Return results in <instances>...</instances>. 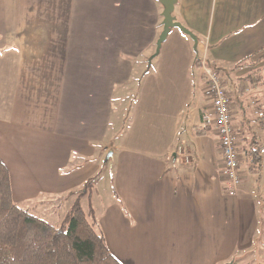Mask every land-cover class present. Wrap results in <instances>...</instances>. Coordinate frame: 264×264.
I'll return each instance as SVG.
<instances>
[{
  "label": "crops",
  "instance_id": "crops-1",
  "mask_svg": "<svg viewBox=\"0 0 264 264\" xmlns=\"http://www.w3.org/2000/svg\"><path fill=\"white\" fill-rule=\"evenodd\" d=\"M162 11L158 0H0V161L13 201L71 202L102 149L115 159L111 190L92 206L122 264H264V0H178L197 51L172 29L153 57ZM200 56L231 96L237 193ZM133 87L128 133L112 143L114 105Z\"/></svg>",
  "mask_w": 264,
  "mask_h": 264
},
{
  "label": "trees",
  "instance_id": "trees-1",
  "mask_svg": "<svg viewBox=\"0 0 264 264\" xmlns=\"http://www.w3.org/2000/svg\"><path fill=\"white\" fill-rule=\"evenodd\" d=\"M196 65L200 67L199 58ZM247 65L245 61L235 69ZM208 123L203 119L198 126L200 134L209 131ZM250 157L252 170L259 174L262 157L256 146ZM99 179L97 174L86 182L60 225L54 226L13 201L10 174L0 161V264H122L97 228L92 203L87 211L81 204L84 195L92 199Z\"/></svg>",
  "mask_w": 264,
  "mask_h": 264
},
{
  "label": "rangeland",
  "instance_id": "rangeland-1",
  "mask_svg": "<svg viewBox=\"0 0 264 264\" xmlns=\"http://www.w3.org/2000/svg\"><path fill=\"white\" fill-rule=\"evenodd\" d=\"M199 58H202L201 56ZM152 63H148L146 65L147 70L150 69ZM196 70H198L196 68ZM221 76V75H220ZM224 81V80H223ZM246 86L248 83H244ZM225 86V84H224ZM226 88V87H225ZM137 89L133 87V89L129 92L130 96L124 104L114 105V126L117 129L113 134L112 143L120 144L126 134L128 133V126L130 119V108L132 106L131 100L136 96ZM111 152L106 153L104 156H101L102 149L98 150V154L96 155V159L94 161H98L99 170L98 175L100 176V182L94 189V193L92 194V199H90L89 195H84L80 197L81 204L85 211L89 209L90 203L93 204L94 209L98 208L100 205V201L105 200V197L108 196V191L111 190V173L113 170V166L115 164V159H112V156L108 158ZM93 162V161H91ZM93 162V163H96ZM86 163L85 165H87ZM83 189V188H82ZM80 194V193H79ZM79 194L74 195V198L71 199V202L66 201H57V202H49L46 201L44 203L38 201L36 203H19L18 206L29 210L35 216L43 219L47 223L59 226L63 218L65 217L66 211L71 208L73 203L79 198ZM67 207V208H66Z\"/></svg>",
  "mask_w": 264,
  "mask_h": 264
},
{
  "label": "built area",
  "instance_id": "built-area-1",
  "mask_svg": "<svg viewBox=\"0 0 264 264\" xmlns=\"http://www.w3.org/2000/svg\"><path fill=\"white\" fill-rule=\"evenodd\" d=\"M199 60L203 78L212 93L213 108L216 114L215 130L223 157V176L231 183L233 192L237 193L241 185L240 160L237 150V136L232 120L231 96L224 86L222 77L213 67L208 65L206 58L202 57ZM258 115L264 117L263 113ZM183 155L186 161L190 160V154Z\"/></svg>",
  "mask_w": 264,
  "mask_h": 264
},
{
  "label": "water",
  "instance_id": "water-1",
  "mask_svg": "<svg viewBox=\"0 0 264 264\" xmlns=\"http://www.w3.org/2000/svg\"><path fill=\"white\" fill-rule=\"evenodd\" d=\"M158 2L162 5L163 7V11L161 13V16L163 18L162 20V27L163 30L157 40V47H156V53L153 57H156L162 47V44L166 41L168 35L170 34L172 29H178L181 32H183L184 34L190 36V38L193 40L194 42V50L197 51V46H198V38L190 31L188 30L185 26H183L180 22L177 21L176 17L173 15L174 14V10H175V6L178 2V0H158ZM152 58H150L149 63H151ZM112 154L110 153L108 158L111 156Z\"/></svg>",
  "mask_w": 264,
  "mask_h": 264
}]
</instances>
